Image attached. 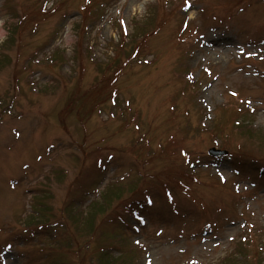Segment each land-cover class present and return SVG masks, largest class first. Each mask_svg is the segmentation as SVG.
I'll return each instance as SVG.
<instances>
[{
  "label": "rangeland",
  "instance_id": "obj_1",
  "mask_svg": "<svg viewBox=\"0 0 264 264\" xmlns=\"http://www.w3.org/2000/svg\"><path fill=\"white\" fill-rule=\"evenodd\" d=\"M0 264H264V0H0Z\"/></svg>",
  "mask_w": 264,
  "mask_h": 264
},
{
  "label": "water",
  "instance_id": "obj_2",
  "mask_svg": "<svg viewBox=\"0 0 264 264\" xmlns=\"http://www.w3.org/2000/svg\"><path fill=\"white\" fill-rule=\"evenodd\" d=\"M209 155L211 156H219V155H222V154H225L224 152H221V151H216L214 149H211L210 151H208Z\"/></svg>",
  "mask_w": 264,
  "mask_h": 264
},
{
  "label": "trees",
  "instance_id": "obj_3",
  "mask_svg": "<svg viewBox=\"0 0 264 264\" xmlns=\"http://www.w3.org/2000/svg\"><path fill=\"white\" fill-rule=\"evenodd\" d=\"M94 204H95V203H93L92 206H93ZM88 215H89V213H88ZM90 215H91V213H90Z\"/></svg>",
  "mask_w": 264,
  "mask_h": 264
},
{
  "label": "snow or ice",
  "instance_id": "obj_4",
  "mask_svg": "<svg viewBox=\"0 0 264 264\" xmlns=\"http://www.w3.org/2000/svg\"><path fill=\"white\" fill-rule=\"evenodd\" d=\"M236 93H233V95H235Z\"/></svg>",
  "mask_w": 264,
  "mask_h": 264
}]
</instances>
